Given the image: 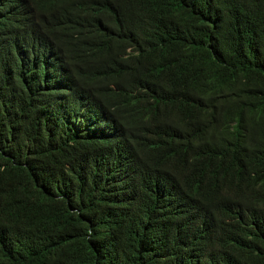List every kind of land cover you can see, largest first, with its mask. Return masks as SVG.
Segmentation results:
<instances>
[{
  "label": "trees",
  "instance_id": "1",
  "mask_svg": "<svg viewBox=\"0 0 264 264\" xmlns=\"http://www.w3.org/2000/svg\"><path fill=\"white\" fill-rule=\"evenodd\" d=\"M0 264H264V0H0Z\"/></svg>",
  "mask_w": 264,
  "mask_h": 264
}]
</instances>
